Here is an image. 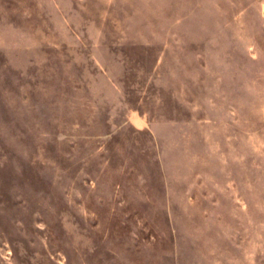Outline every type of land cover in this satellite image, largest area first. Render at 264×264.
I'll return each instance as SVG.
<instances>
[{
  "label": "rangeland",
  "instance_id": "rangeland-1",
  "mask_svg": "<svg viewBox=\"0 0 264 264\" xmlns=\"http://www.w3.org/2000/svg\"><path fill=\"white\" fill-rule=\"evenodd\" d=\"M0 264H264V0H0Z\"/></svg>",
  "mask_w": 264,
  "mask_h": 264
}]
</instances>
